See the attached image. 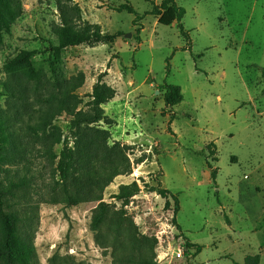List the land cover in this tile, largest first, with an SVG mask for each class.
I'll use <instances>...</instances> for the list:
<instances>
[{
  "label": "rangeland",
  "instance_id": "374dc122",
  "mask_svg": "<svg viewBox=\"0 0 264 264\" xmlns=\"http://www.w3.org/2000/svg\"><path fill=\"white\" fill-rule=\"evenodd\" d=\"M20 2L22 14L0 45V113L19 118L25 150L32 146L25 126L38 103L11 97L2 67L31 51V61L46 69L58 44L60 3L69 17L79 9L77 29L94 26L105 37L66 48L59 64L66 78L83 76L76 93L84 110L99 76L115 91L102 106L110 125L97 127L109 133V147L128 148L131 166L99 200L84 192L73 207L60 193L53 198L59 177L41 156L42 144L32 146L26 163L1 166V189L26 179L8 204L30 239V264H242L255 255L264 264V0H176L188 41L176 23L163 26L147 15L144 0ZM126 4L140 17L134 24L135 15L118 10ZM163 85L179 86L182 102L166 108ZM53 125L73 146L70 119ZM133 185L126 202L118 199ZM158 188L176 196L177 206ZM100 205L108 218L93 231ZM192 244L201 247L197 255Z\"/></svg>",
  "mask_w": 264,
  "mask_h": 264
},
{
  "label": "trees",
  "instance_id": "16d2710c",
  "mask_svg": "<svg viewBox=\"0 0 264 264\" xmlns=\"http://www.w3.org/2000/svg\"><path fill=\"white\" fill-rule=\"evenodd\" d=\"M144 1L151 5L147 15L157 17V23L163 26L176 23L180 35L188 41V34L182 25L185 11L176 5V0H163L159 5L153 0ZM66 2L70 3L72 0ZM74 8L75 17H69L59 3L62 23L55 30L58 44L50 49L46 69L39 68L31 61L34 55L31 51H21L17 56L7 59L2 67L7 77L4 87L10 96L24 104L28 103L30 98H34L38 103V109L32 112L29 123L25 126L24 135L28 137L26 142L29 146H33V150L34 144H42L43 147L39 150L41 156L50 164L55 163L54 171L59 177L51 189L53 198L60 193L61 198L72 207L84 201V192L86 195L98 193L95 198L99 200L101 192L116 176L131 173V166L125 155V150L128 148L120 147L118 143L109 147L107 145L109 133L97 127L100 122L110 125V120L105 116L102 106L114 97L115 91L103 83L102 77L99 76L92 87L90 100L85 103L86 110H84L81 106L83 100L76 93L83 85V76L66 78L60 67L62 51L66 48L84 43H98L105 38L99 31L92 30L94 26L77 29L75 22L80 20V12L79 9L74 10ZM118 10L135 15L133 24L140 18L128 4L121 5ZM21 14L20 0H0V45L3 34L10 32L12 25ZM169 60H166L167 75ZM160 89L163 91L166 108L177 106L182 102L183 96L179 86L163 85ZM4 114L0 113V167L26 163L25 157L33 156L32 146L29 151L24 148L22 138L18 135L19 129L16 128L20 127L19 118ZM61 116L70 119L73 146H69L67 138H63L61 131L53 125ZM47 129L50 130L49 133ZM59 144H62V149L56 156L53 148ZM56 159L58 160L55 161ZM211 177L214 180L215 171L212 172ZM24 188H26L25 177H21L17 183H10L6 190L0 188L2 264H30L33 256V248L20 225L21 218L18 211L8 204V197H13L15 190ZM131 189L136 190V186L121 188L118 199L126 202L128 197L133 195ZM158 194L163 197L170 196L177 206V197L171 195L169 191L158 188ZM107 218L104 205H100L92 230L97 231ZM188 247L194 250L195 255L201 251L199 245L192 244ZM242 264H259V256H248Z\"/></svg>",
  "mask_w": 264,
  "mask_h": 264
},
{
  "label": "built area",
  "instance_id": "2783aa9c",
  "mask_svg": "<svg viewBox=\"0 0 264 264\" xmlns=\"http://www.w3.org/2000/svg\"><path fill=\"white\" fill-rule=\"evenodd\" d=\"M180 255V254H179Z\"/></svg>",
  "mask_w": 264,
  "mask_h": 264
}]
</instances>
